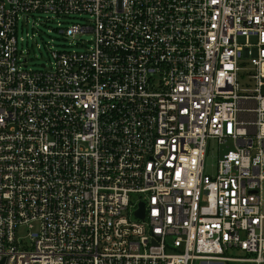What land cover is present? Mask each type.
<instances>
[{"label":"built area","instance_id":"built-area-1","mask_svg":"<svg viewBox=\"0 0 264 264\" xmlns=\"http://www.w3.org/2000/svg\"><path fill=\"white\" fill-rule=\"evenodd\" d=\"M195 261L264 264V0H0V264Z\"/></svg>","mask_w":264,"mask_h":264},{"label":"rangeland","instance_id":"rangeland-1","mask_svg":"<svg viewBox=\"0 0 264 264\" xmlns=\"http://www.w3.org/2000/svg\"><path fill=\"white\" fill-rule=\"evenodd\" d=\"M89 16L71 15L58 16L47 13H35L33 15L21 16L18 25L19 50L28 57V64L30 68H40L42 64L51 66L53 61L52 50H83L84 45L77 44L80 38L88 44L91 40L92 33L80 34L73 37H67L61 33V29L68 27L73 22L85 23ZM207 170L214 171L213 164L216 162L215 156L210 154L208 159ZM21 235H26L27 232L22 230ZM231 264H253L235 262Z\"/></svg>","mask_w":264,"mask_h":264},{"label":"water","instance_id":"water-1","mask_svg":"<svg viewBox=\"0 0 264 264\" xmlns=\"http://www.w3.org/2000/svg\"><path fill=\"white\" fill-rule=\"evenodd\" d=\"M137 215L141 218H144V210H143V205H142V209L137 213Z\"/></svg>","mask_w":264,"mask_h":264},{"label":"crops","instance_id":"crops-1","mask_svg":"<svg viewBox=\"0 0 264 264\" xmlns=\"http://www.w3.org/2000/svg\"><path fill=\"white\" fill-rule=\"evenodd\" d=\"M194 264H218V263H206V262H202V261H195Z\"/></svg>","mask_w":264,"mask_h":264}]
</instances>
